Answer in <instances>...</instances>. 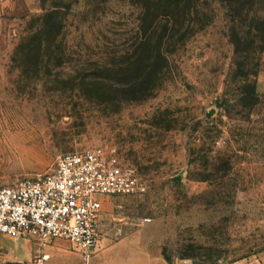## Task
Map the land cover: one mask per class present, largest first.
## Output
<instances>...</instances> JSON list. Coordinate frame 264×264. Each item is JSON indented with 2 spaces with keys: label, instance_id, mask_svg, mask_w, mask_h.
I'll return each mask as SVG.
<instances>
[{
  "label": "rangeland",
  "instance_id": "obj_1",
  "mask_svg": "<svg viewBox=\"0 0 264 264\" xmlns=\"http://www.w3.org/2000/svg\"><path fill=\"white\" fill-rule=\"evenodd\" d=\"M164 6L0 0V187L103 148L147 186L105 198L118 259L264 264V0Z\"/></svg>",
  "mask_w": 264,
  "mask_h": 264
},
{
  "label": "built area",
  "instance_id": "obj_2",
  "mask_svg": "<svg viewBox=\"0 0 264 264\" xmlns=\"http://www.w3.org/2000/svg\"><path fill=\"white\" fill-rule=\"evenodd\" d=\"M146 188L133 167L103 148L64 154L52 172L0 187V235L31 236L41 244L64 239L82 264H91L100 240L105 198Z\"/></svg>",
  "mask_w": 264,
  "mask_h": 264
},
{
  "label": "crops",
  "instance_id": "obj_3",
  "mask_svg": "<svg viewBox=\"0 0 264 264\" xmlns=\"http://www.w3.org/2000/svg\"><path fill=\"white\" fill-rule=\"evenodd\" d=\"M123 244L124 241L103 245L99 241L91 264H128L123 258L113 255ZM43 255L45 258L39 263L38 259ZM145 259L143 257L137 264H171L161 256L157 259L149 257V263ZM0 264H82V260L71 243L64 239L41 244L31 236L11 238L0 235Z\"/></svg>",
  "mask_w": 264,
  "mask_h": 264
},
{
  "label": "trees",
  "instance_id": "obj_4",
  "mask_svg": "<svg viewBox=\"0 0 264 264\" xmlns=\"http://www.w3.org/2000/svg\"><path fill=\"white\" fill-rule=\"evenodd\" d=\"M229 1L230 3H240V5L242 7H245V4L247 3V0H227ZM159 3H163L165 6V8L167 9H171V10H178L180 11L181 8H184V11H186L187 13L191 14L193 13L194 11L198 12V2L199 0H158ZM240 6V8H241ZM186 9V10H185ZM169 10V11H171ZM160 14H156V16L152 19L155 20L156 17L158 16L159 17ZM165 15H169V14H165ZM258 21H260L261 23L264 24V18L260 19L259 16H258ZM152 24V22H151ZM168 29V25L167 27L164 29L163 33L160 35V37L156 40V44H155V47H151V41L153 39V35L149 36L146 38L147 39V47H148V51H149V57H152L154 58L155 62H161V61H165L167 60V55L166 53L164 52L163 50V45H164V39H165V35H166V31ZM145 33L147 34V30H145ZM150 33V31H149ZM152 34V32H151ZM262 44L260 46V51L263 50L264 48V38H262ZM240 42V41H239ZM238 40H234V43H236L237 45L239 44ZM146 80H142L141 84H143ZM137 84H131L129 86V88H126L125 90L126 91H129L130 93H137L139 91H141V89H138L137 88Z\"/></svg>",
  "mask_w": 264,
  "mask_h": 264
}]
</instances>
